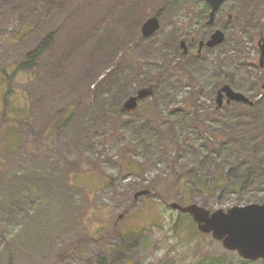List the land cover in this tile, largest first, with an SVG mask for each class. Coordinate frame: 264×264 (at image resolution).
Returning <instances> with one entry per match:
<instances>
[{"label":"rangeland","instance_id":"1","mask_svg":"<svg viewBox=\"0 0 264 264\" xmlns=\"http://www.w3.org/2000/svg\"><path fill=\"white\" fill-rule=\"evenodd\" d=\"M210 10L0 0V264H264L170 205L264 203V0H227L212 25ZM152 16L161 27L144 40ZM216 29L225 42L199 51ZM55 31L37 67L18 71ZM224 84L254 105L218 107Z\"/></svg>","mask_w":264,"mask_h":264},{"label":"water","instance_id":"2","mask_svg":"<svg viewBox=\"0 0 264 264\" xmlns=\"http://www.w3.org/2000/svg\"><path fill=\"white\" fill-rule=\"evenodd\" d=\"M211 6L208 24L216 21L217 13L227 0H206ZM231 17V15H230ZM161 27L160 18L152 16L142 26L144 37L153 36ZM226 40V34L221 29H216L208 40L200 42V50L206 45L216 47ZM181 46L187 52L185 41ZM261 49L260 64L264 66V37L259 41ZM153 94L150 89H142L136 95L130 96L124 103L126 110L137 108L139 101ZM243 102L254 105V101L241 91L235 90L230 84H224L217 92L218 107L224 102ZM150 190L137 192L136 196L147 194ZM170 205L182 213L190 214L197 224L198 229L211 234L215 239L221 241L224 248L238 252L243 258L256 261L264 259V203H250L247 205L233 206L228 210H209L197 203L182 205L179 202H172Z\"/></svg>","mask_w":264,"mask_h":264},{"label":"trees","instance_id":"3","mask_svg":"<svg viewBox=\"0 0 264 264\" xmlns=\"http://www.w3.org/2000/svg\"><path fill=\"white\" fill-rule=\"evenodd\" d=\"M56 35H57V31L55 32H51L49 33L38 45L37 47L28 52L26 54V57L23 61H21L18 66H17V70L18 71H31L34 70L37 65H38V61L41 58L42 55H44L46 52L50 51L52 49L53 43L55 42L56 39ZM155 35V34H154ZM152 37V36H151ZM151 37H143L144 40H149ZM152 39V38H151ZM11 78V76H8V80ZM12 93L11 90L8 91L7 96ZM220 176H218L217 180L218 182L215 184V187L217 185H221V179L222 181L225 180V178H219ZM206 181V180H205ZM204 181V183H206ZM226 183V182H225ZM222 184L224 188H230L231 184L230 183H226V184ZM235 186V185H234ZM191 221H193L192 217H191Z\"/></svg>","mask_w":264,"mask_h":264}]
</instances>
